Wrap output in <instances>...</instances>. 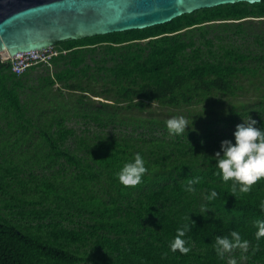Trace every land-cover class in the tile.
<instances>
[{
  "label": "trees",
  "instance_id": "16d2710c",
  "mask_svg": "<svg viewBox=\"0 0 264 264\" xmlns=\"http://www.w3.org/2000/svg\"><path fill=\"white\" fill-rule=\"evenodd\" d=\"M246 23H264V0L58 42L59 54L19 75L0 60V264H264L255 238L264 180L233 194L210 158L235 142L238 121L264 129V96L223 111L204 105L214 91L238 97L242 78L263 82L264 31L250 44ZM168 116L192 127L170 134ZM136 154L147 172L125 187L117 174ZM188 215L190 251L172 252ZM232 231L248 250L221 259L215 238Z\"/></svg>",
  "mask_w": 264,
  "mask_h": 264
},
{
  "label": "water",
  "instance_id": "95a60500",
  "mask_svg": "<svg viewBox=\"0 0 264 264\" xmlns=\"http://www.w3.org/2000/svg\"><path fill=\"white\" fill-rule=\"evenodd\" d=\"M262 0H0V55L42 52L58 42L143 30L185 14Z\"/></svg>",
  "mask_w": 264,
  "mask_h": 264
},
{
  "label": "clouds",
  "instance_id": "9594fccd",
  "mask_svg": "<svg viewBox=\"0 0 264 264\" xmlns=\"http://www.w3.org/2000/svg\"><path fill=\"white\" fill-rule=\"evenodd\" d=\"M2 58V55H0L1 62L9 61H3ZM256 123V120L249 117L246 124L244 122L237 124L233 133L235 142L233 143L230 140L221 141L220 150L210 156L211 160H215L216 167L219 169L218 174L222 177L223 182H232L231 192L233 194L237 191L245 194L250 193L258 181L264 180V129L255 127ZM166 127L170 134L186 135V129L192 127V119L191 126H189L187 118L183 116L173 117L166 121ZM146 172L144 159L140 154H136L134 161L124 164L117 175L123 186L134 188L142 184ZM195 183H198V180H189L186 191L195 192V188L192 186ZM217 195L215 191H212L210 196H206L205 199L213 200ZM260 208L264 211V201L261 202ZM201 210L205 215L210 211L206 206H202ZM185 219L190 223L177 229L175 238L170 245L172 252L179 251L184 255L190 251V248L186 246L188 241L184 237L195 225L190 215ZM255 226L257 228L255 238L257 240L264 238V220H257ZM248 247L249 242L243 240L237 231H232L229 236H217L215 238L214 249L221 259L237 249L246 252ZM227 264H237V260L229 258Z\"/></svg>",
  "mask_w": 264,
  "mask_h": 264
},
{
  "label": "rangeland",
  "instance_id": "374dc122",
  "mask_svg": "<svg viewBox=\"0 0 264 264\" xmlns=\"http://www.w3.org/2000/svg\"><path fill=\"white\" fill-rule=\"evenodd\" d=\"M244 28H245V31H246V40H248V43L251 44L252 42V39L254 37V34L258 33V32H261V31H264V23H253V24H245L244 25ZM211 36V35H210ZM57 48V47H56ZM254 48V47H253ZM58 49V48H57ZM50 51H46V53H49ZM50 72L53 71L52 68L49 69ZM39 74H44V72H40L39 69L35 70L34 72H31V76L33 78H35V75H39ZM251 79V78H249ZM241 84L243 86V89L241 91L238 92V97L236 98H231L229 96H224V95H221L219 94L218 92H213V95H211L212 97L208 98V100L204 103V105L206 107H210V108H213L215 109V112H216V109H220L223 111V108H227L229 109L230 108V105H236V106H239V104H244L245 107H248V106H253L259 99L260 96H264V80L263 82L261 83H258V82H254L252 85L249 84V81L248 79L246 78H242L241 79ZM57 85H54L53 86V89L56 88ZM93 97V96H91ZM97 98H93V100H96ZM193 108L195 109H198L199 107L197 105H195ZM183 108H179L178 110H182ZM227 109H224V110H227ZM238 110H241V108L237 107ZM166 109H162V111H165ZM171 110H175V108L171 109ZM169 112H172V111H169ZM167 112V114L169 113ZM133 114H135L137 117H141L142 119H146V116L147 114L145 112H137V111H134ZM166 113H164L165 115ZM163 114H158L157 116L160 117L162 116ZM169 117V116H168ZM170 118V117H169ZM246 120H241V121H238L236 124H240L242 122H245ZM67 126H72V123H67ZM80 125L78 126H75L74 125V128L77 132V134H80L77 130H79V127Z\"/></svg>",
  "mask_w": 264,
  "mask_h": 264
},
{
  "label": "built area",
  "instance_id": "2783aa9c",
  "mask_svg": "<svg viewBox=\"0 0 264 264\" xmlns=\"http://www.w3.org/2000/svg\"><path fill=\"white\" fill-rule=\"evenodd\" d=\"M46 51H50V52L46 53ZM59 53L60 52H58L57 50L50 48L42 52H28V53L18 54L13 58L5 57L2 58V60L3 61L9 60L11 64L10 65L11 71L19 75L34 65L40 63H47L52 56Z\"/></svg>",
  "mask_w": 264,
  "mask_h": 264
}]
</instances>
